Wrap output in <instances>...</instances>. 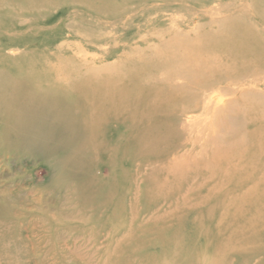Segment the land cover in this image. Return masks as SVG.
Returning a JSON list of instances; mask_svg holds the SVG:
<instances>
[{
    "label": "bare ground",
    "instance_id": "bare-ground-1",
    "mask_svg": "<svg viewBox=\"0 0 264 264\" xmlns=\"http://www.w3.org/2000/svg\"><path fill=\"white\" fill-rule=\"evenodd\" d=\"M138 1L147 4L156 0ZM166 1L163 2L167 5L152 9H173L172 5L181 8L182 3ZM249 1L258 6L264 0ZM232 4L237 3H228L222 8ZM128 5L129 0L121 9ZM238 5L247 8V4ZM217 10L204 12L203 18L198 19L199 28L209 32L229 28L233 20L238 19H232L231 15L219 17ZM258 10L255 14L249 13L264 25V9ZM241 23L248 24V21L243 19ZM187 28L182 30L171 25L152 43L145 40L136 43L131 49L138 52L137 55L106 65H98L96 57L89 54L28 56L13 45L15 42L1 51L0 184L5 185L0 186V215L7 221L15 217L19 211L12 204L19 200L24 203L20 189L27 186L33 191L27 180L33 182L34 174L27 170L17 172L22 171L17 164L29 158L34 165L41 162L48 174L47 185L41 188L43 193L69 184L74 186L73 197L79 196L75 202L79 207L71 212L70 220L42 209L40 200L30 201L35 210H25L23 219H13L9 228L11 234H21L20 223L26 217L36 221L29 224L30 237L23 238L24 241L20 238L15 257L22 260L21 255L26 252V258L33 264L264 262V250L253 246L238 230L218 233L219 228L225 226L224 221H211L207 229L204 222H197L193 233H180L176 228H182L181 223L162 225L158 218L151 226L153 219L150 223L139 219L137 216L145 208H135L129 201L136 184L132 178L145 177L155 169V164L149 160L156 157L154 152L166 143L165 134H159L163 130L179 138L173 144L176 150L173 148L167 157L162 154L163 160L171 162L177 173L238 157L233 148L246 145L250 134L232 137L238 126L233 119L234 112L242 113L245 118L249 116L244 126L252 127L255 136L262 140L256 146H264V109L259 113L255 108L257 104L244 102L256 94L262 97L259 104L264 107V90L246 88L243 76L235 83V97L221 95L219 89L210 92L216 86L215 80L231 79L240 71L241 63L246 65L252 61L264 73V26L253 32L258 39L256 44L252 39H245L242 54L254 56L253 60L248 58L250 61L217 51L208 43V35L197 36V31H189L190 26ZM9 51H19V54L10 55ZM131 62L146 75L150 84L147 87L163 86L157 90L146 87L147 92L141 90L134 81L138 73L129 66ZM170 112L173 119L169 127L154 125L166 121ZM259 156L258 164L264 168V153ZM96 198L102 199L103 207L95 209ZM167 206H162V202L146 205L147 215L156 210L160 213ZM75 224L79 227L73 228ZM89 226L93 249L86 251L84 248L88 246L80 244L78 237ZM78 231L77 238L71 237L72 234L69 238L62 236L65 232L68 235Z\"/></svg>",
    "mask_w": 264,
    "mask_h": 264
},
{
    "label": "rangeland",
    "instance_id": "rangeland-1",
    "mask_svg": "<svg viewBox=\"0 0 264 264\" xmlns=\"http://www.w3.org/2000/svg\"><path fill=\"white\" fill-rule=\"evenodd\" d=\"M163 1L156 0L142 4L137 0H129L128 8L121 9V5L128 0H0V54L15 42L13 45L19 46L28 56L32 54L44 56L50 53L66 56L89 54L96 57L98 65H106L127 56L137 55L138 52H133L131 49L136 43L143 40L152 43L158 34L165 32L171 25H175L182 30H187L190 26L189 31L191 29L197 31V36L208 35V43L221 53H232L240 59H254V56L249 57L242 53L246 46L245 39L248 41L252 39L254 44L258 41L256 35L253 36V32L264 25L254 18V11H259V8L264 9V1L254 6V3L249 0H213L211 2L170 0L169 3H182L181 8L172 5L173 9L165 7L152 9L153 6L167 5ZM165 2L167 3L166 0ZM234 2L237 4L222 8ZM93 3L94 6H91ZM240 3L247 4V8H242L238 5ZM215 9H218L219 17L231 15L232 19L235 17L238 19L233 20L229 28H215L211 32L208 29L199 28L201 21L198 19L203 18L204 12ZM249 11L254 14H250ZM243 19H247L248 24L241 23ZM8 54H19V51H9ZM218 55L222 56L220 53ZM130 64L131 68H136L132 62ZM238 69L240 71L234 73L231 79L215 80L216 86L210 92L219 89L221 95L226 93L228 94L225 95L226 97H235V83L242 80L243 76L245 80L243 84L246 88L249 87L251 91L255 88L264 90V73L259 65L251 61L246 65L241 63ZM135 70L138 76L134 81L141 90L147 92L146 87L150 84L147 83L146 75L139 72L140 67ZM162 86L159 84L156 88H147L157 90ZM199 87L198 85L196 89ZM237 96L240 97L239 94ZM261 100L262 97L254 94L244 102L257 104L259 107L255 108L260 113L264 109L263 105L259 104ZM167 117L166 121L155 122L154 125L169 127L173 119L172 113L170 112ZM233 119L238 125L232 134L234 139L246 133L250 134L249 138L246 135L248 140L246 145L233 148L238 157L235 160H221L216 163L198 165L197 168L185 169L181 173L174 171L173 164L162 158V154H166L167 157L173 148L176 150L173 144L178 141V136H169L167 130L159 133L165 134L166 143L164 147L154 152L157 156L149 160L150 163L155 164V169L145 177L135 175L132 178L133 184H136L129 201L135 208H141V206L145 208L137 216L139 219L148 220V223L150 219H153L151 226L158 218L161 219L162 225L181 223L182 228H176V232L180 233H193L197 222H204V229H207L211 221H224L225 226L219 228L218 233H231L238 230L244 239L251 241L253 246L264 250V168H260L258 164V156L264 153V146L261 152L262 147L256 146L259 137L255 136L252 127L244 126L250 120L248 115L245 118L242 113L234 112ZM35 163L34 165L33 159L29 158L23 164H17L22 169L17 172L27 170L34 174L33 182L27 180L30 181V185L32 184L33 191H30V187L27 186L20 189V199L24 200V203L22 204L19 200L12 204L13 208L19 211L15 213V217L7 221L0 215V264H33L26 258V252L21 255L22 260L15 256L19 252L20 238L30 237L28 227L29 224H36L34 218L28 216L20 223L21 234L19 232L11 234L9 231L14 223L11 222L13 219H23L25 210H35L34 203L30 201L40 200L42 209L51 211V214L57 213L63 220H70L71 212L74 213L79 207L75 203L79 196L74 198L71 190L73 185L67 184L57 190L43 193L41 188L46 187L48 174L41 162ZM4 185L0 184V186ZM28 191H30L29 196H27ZM164 200L166 203H163ZM92 201L93 199L89 209H91ZM155 202H162V206L165 204L168 206L160 213L156 210L152 215H147L146 205ZM103 203L102 199L96 198L93 206L97 209L100 206L103 207ZM164 211H170V213L161 214ZM40 223L42 225L41 221ZM64 226L60 227L61 232ZM74 227L79 225L75 224ZM90 228L89 226L81 232V236L79 231L68 233V235H65V232L62 236L68 238L71 234L73 235L71 237L80 236L78 237L80 244L88 246L84 250H92ZM215 231L217 230L213 232ZM37 235L39 237L40 233Z\"/></svg>",
    "mask_w": 264,
    "mask_h": 264
}]
</instances>
